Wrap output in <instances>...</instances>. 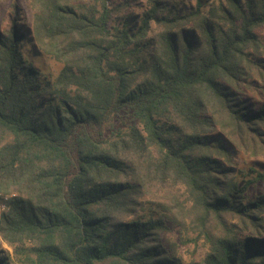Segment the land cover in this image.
Returning <instances> with one entry per match:
<instances>
[{
  "label": "trees",
  "instance_id": "16d2710c",
  "mask_svg": "<svg viewBox=\"0 0 264 264\" xmlns=\"http://www.w3.org/2000/svg\"><path fill=\"white\" fill-rule=\"evenodd\" d=\"M27 1L31 34L17 5L0 31V264H264V0Z\"/></svg>",
  "mask_w": 264,
  "mask_h": 264
},
{
  "label": "rangeland",
  "instance_id": "374dc122",
  "mask_svg": "<svg viewBox=\"0 0 264 264\" xmlns=\"http://www.w3.org/2000/svg\"><path fill=\"white\" fill-rule=\"evenodd\" d=\"M115 1L129 2L133 6L141 5L145 3V0H115ZM185 1H189L193 5L195 3V0H185ZM14 5L18 6L19 14L22 19V24L24 25L23 28L29 30L30 31L29 33L31 34L34 13L27 0H0V31L2 32L5 31L9 26V20L13 12ZM35 61L37 65L40 64V60L38 58L35 59ZM41 63L48 72L53 73L54 75L59 73L61 69V65L55 63L54 61L46 57H44L43 60H41ZM260 186L261 185H259L257 190H259ZM4 210H5V206L1 204L0 224H1L2 213L4 212ZM2 245L4 249L10 250V252H12L11 249L6 244H2ZM195 251L196 250H194V247L192 245L183 247V252L187 259L199 258L200 255H202L203 252L202 250H199L196 253Z\"/></svg>",
  "mask_w": 264,
  "mask_h": 264
}]
</instances>
